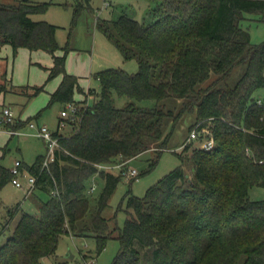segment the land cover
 Here are the masks:
<instances>
[{"label":"trees","instance_id":"16d2710c","mask_svg":"<svg viewBox=\"0 0 264 264\" xmlns=\"http://www.w3.org/2000/svg\"><path fill=\"white\" fill-rule=\"evenodd\" d=\"M51 4L0 3V50L9 44L14 54L21 47L50 52L48 79L63 78L49 105L81 106L77 120L68 122L71 135L54 131L61 149L49 170L43 166L45 154L23 163L36 177L34 192L49 198L41 201L39 214H21L0 246V264H42L69 232L94 238L100 253L117 229L120 249L113 264H264V199L250 196L252 188L264 187V93H258L264 91V41L253 43L243 26L247 14L264 19V0H159L148 21L126 13L99 18L98 29L125 59H136L139 70L98 71L100 91L89 89L95 102L86 106L74 100L82 88L66 70L69 44L57 54L58 26L31 17ZM241 63L246 69L238 82L221 85ZM117 97L129 101L118 107ZM145 100L157 105L137 103ZM184 117L190 132L177 153L180 165L143 197L129 189L124 227H111L102 213L122 174L97 164H128L147 150L161 155ZM29 122L18 119L12 128ZM196 127L200 132L190 139ZM208 138L215 141L211 150L201 145ZM97 173L103 187L94 197L88 189ZM12 178L11 168L0 162V190ZM19 206L9 211L11 218Z\"/></svg>","mask_w":264,"mask_h":264},{"label":"rangeland","instance_id":"374dc122","mask_svg":"<svg viewBox=\"0 0 264 264\" xmlns=\"http://www.w3.org/2000/svg\"><path fill=\"white\" fill-rule=\"evenodd\" d=\"M21 0H0L1 4H17ZM38 2H51L48 10L41 14H32L33 20H45L58 26L57 41L61 46L57 54H64V47L69 44L66 70L78 77L82 91L76 90L74 100L83 101L82 105H93L95 95L89 94V89L100 91V81L95 76L98 71L120 67L129 72L139 70L136 59H125L118 48L97 27L99 18L117 19L122 14L139 20H149L150 11L155 8L159 0H32ZM243 26L251 32L252 42L260 44L264 41V19L256 14H247ZM53 65V56L45 50L30 51L25 47L13 53L12 46L4 45L0 50V86L5 85V91L0 90V112L5 106L14 110L17 118L22 121H34L40 125H47L52 131L59 130L64 135L73 133L72 125L58 126L61 111L68 104L55 102L51 105V93L56 90L62 81L63 74L48 79L50 68ZM246 69V64L237 65L223 86H234ZM207 83V82H206ZM204 83V85L206 84ZM7 85V87H6ZM43 89L35 94L36 88ZM35 90V91H34ZM259 94L264 91L260 90ZM88 94V95H87ZM86 100V101H85ZM129 99L127 97L116 99V105L123 107ZM144 107H155V100L137 102ZM189 119L182 118L176 128L171 132L169 139L161 155L157 151L147 150L139 156L131 159L125 168L136 169L139 173L131 183V178L122 176L112 194L108 206L102 215L109 219L111 227H124L127 214V193L131 189L132 194L143 197L149 187L154 185L163 176L168 174L178 165L181 160L177 153L182 152L183 143L189 135ZM0 162L6 167L12 168L16 160L32 164L41 154L47 153V145L41 138L33 133L25 125L22 130L26 133L20 136H12L0 128ZM156 164L151 167L153 162ZM188 174L192 172L187 167ZM115 172H120L115 169ZM24 187L27 180L21 178ZM103 187V180L97 177V189L93 192L94 197ZM252 199H264V187H254L250 191ZM49 194L36 190L26 193L24 188H19L12 181L0 190V246L12 235L13 229L18 223L21 214L29 212L40 213L41 201H46ZM20 205L16 215L11 218L9 211ZM7 220V228L3 229ZM117 229L113 238L106 247L97 253L96 240L92 237L75 236L65 233L59 243L55 255L43 260L42 264H113L120 249V240ZM86 255V257H84Z\"/></svg>","mask_w":264,"mask_h":264},{"label":"built area","instance_id":"2783aa9c","mask_svg":"<svg viewBox=\"0 0 264 264\" xmlns=\"http://www.w3.org/2000/svg\"><path fill=\"white\" fill-rule=\"evenodd\" d=\"M259 103L262 101L259 100ZM81 106L76 105L75 103H68V105L61 111L62 120L60 121L59 126L65 127L69 120L76 121L78 118V112L80 111ZM18 121L14 110L10 106H5L3 110L0 112V128L3 127L6 132L10 135H24L26 134L22 128H12V126ZM27 126L31 129H36L33 133L37 137L44 140L47 145V153L44 156L43 166L48 170L50 168V164L55 161L57 151L61 149L59 137L55 135L54 131H52L47 125H40L34 121H30ZM198 127V126H197ZM194 128V130L190 134V139L198 136L200 132L198 128ZM1 130V129H0ZM206 131L202 129V132ZM202 147L206 150H211L215 146V141L213 138H208L202 142ZM127 162H120L117 164H97L99 169H107V170H115L119 169L122 176H127L128 178L136 177L139 173L136 169H126ZM23 161L16 160L14 166L11 168V172L13 174L12 182L19 188H24L26 190L27 195L32 193L36 188V177L32 175L28 169L23 168ZM97 177L98 173L92 177V181L89 185L88 192L93 193L97 189ZM21 178H25L27 180V186L24 187L23 181ZM57 190H53L52 193L56 194Z\"/></svg>","mask_w":264,"mask_h":264},{"label":"crops","instance_id":"0c3cea01","mask_svg":"<svg viewBox=\"0 0 264 264\" xmlns=\"http://www.w3.org/2000/svg\"><path fill=\"white\" fill-rule=\"evenodd\" d=\"M1 86L3 87L2 89L5 91V89H6V88H5V85H1ZM6 87H7V85H6ZM2 89L0 88V90H2ZM34 91H35V90H34ZM18 119H19V118H18ZM41 155H43V154H41ZM8 168H10V167H8Z\"/></svg>","mask_w":264,"mask_h":264}]
</instances>
